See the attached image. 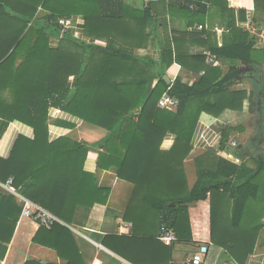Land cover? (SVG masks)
Wrapping results in <instances>:
<instances>
[{"label": "trees", "instance_id": "1", "mask_svg": "<svg viewBox=\"0 0 264 264\" xmlns=\"http://www.w3.org/2000/svg\"><path fill=\"white\" fill-rule=\"evenodd\" d=\"M190 1L196 9L191 10L186 1L179 2L186 29L173 31L174 37L166 34L162 62L167 66L179 62L191 69L186 59H192L201 64L199 70L207 71L192 85L180 79L170 84L160 74L153 85L156 77H149V69L139 64L133 51L147 45L148 23L159 14L158 7L168 6L165 0L144 1L142 8L121 2L120 14L105 12L101 0H0V118L22 122L35 134L33 139L19 134L10 156L0 157V182L13 178L25 197L71 224L78 206H105L111 194L110 188L97 185L95 173L85 169L89 152L95 148L100 152L99 169L116 168L120 179L135 186L124 217L133 224L134 238L153 243L166 226L175 229L178 240L196 242L188 236L192 231L190 209L210 199L211 243L224 248L237 264H246L264 228V159L257 158L253 167L242 162L246 150L227 147L231 129L224 131L219 149L209 148L193 161L189 159L200 116L241 110L246 93H228L237 77L234 69L217 82L210 76L207 56L182 51L180 44L199 43L215 59L253 65L257 64L255 38L238 30L236 10L229 0ZM213 7L232 37L222 47L213 42L214 34L205 25ZM79 16L85 18L86 38L104 40L106 47L80 40L73 28L69 31L59 23L62 18L75 22ZM200 24L205 30L197 32L195 27ZM204 34L207 37L203 39ZM54 38L60 39L57 45L51 44ZM165 94L178 98L179 106L162 108ZM50 108L104 130L105 136L93 144L72 134L50 141L51 124L73 128L63 121L51 123ZM168 134L176 139L166 151L161 146ZM189 163L195 174L192 186ZM19 210L21 213L22 207ZM15 225L16 221L8 241ZM114 239L133 247L138 244L131 238ZM34 242L56 250L66 264L85 263L75 234L59 222L41 224ZM104 243L141 264L110 245L108 237ZM172 246H168L169 262ZM5 254L6 249L0 257ZM26 264L42 263L29 259Z\"/></svg>", "mask_w": 264, "mask_h": 264}, {"label": "crops", "instance_id": "2", "mask_svg": "<svg viewBox=\"0 0 264 264\" xmlns=\"http://www.w3.org/2000/svg\"><path fill=\"white\" fill-rule=\"evenodd\" d=\"M121 2L139 8L144 5L143 0H101L104 11L110 14L121 13ZM165 2L166 5L171 6V9H168V6L165 9H162V7L159 9L158 7L159 14L148 23L147 33H149L150 38L147 45L134 50L133 55L139 59L140 65L149 69V77H156L153 85H156L159 74L163 75L170 84H173L176 79H180L183 83L192 85L207 71L206 69H198L200 63L198 64L192 59H186L187 65L191 67L189 69L179 62H174L171 66H167L162 62V53L166 46V34L169 33L171 37H174L173 31H181L187 24L179 10L180 0H165ZM182 2L184 3L185 0H182ZM229 5L236 10L235 20L238 30L255 38L254 50L256 51L257 64L247 65L240 60L234 62L227 58L218 57L211 63L208 55H206V52L211 53V51L205 45L188 42L184 45L180 44L182 51L193 55L202 53L207 56L206 65H209L212 69L210 76L212 78L216 77L217 82L222 81L234 69L237 72V77L234 84L230 86L228 93L234 91H245L246 93L241 110L227 109L218 116L209 113H203L200 116L192 137L193 151L189 159L193 161L197 155L209 148L219 149L224 131L231 129L227 138V147L237 151L245 149L247 154L242 162H247L249 166L253 167L257 158L264 159V0H229ZM214 12L217 13L216 7L211 10L205 25L207 31L214 34L213 42L218 47H222L224 42L232 40V37L230 30L223 25L222 18L217 15L216 17ZM166 26L168 32H166ZM216 27L219 28V31L216 30ZM84 28V16L77 17L73 26V32L77 38L86 40L94 46H107V42L104 40L86 38ZM195 30H197L196 27ZM206 37V34L205 37L202 35L203 39ZM59 40V38H54L51 44L57 45ZM49 116L51 123L63 121L73 124V128L51 124L49 127L50 141L72 134L80 141L93 144L105 136L104 130L85 123L82 119L59 109L50 108ZM19 134L30 139L35 136L32 127L19 121L11 123L0 118V157L8 158L10 156ZM175 139L174 134H168L161 148L166 151L170 150ZM233 142L237 143L236 147L232 146ZM99 153L98 149L93 148L90 150L85 169L96 174L99 187L111 189L108 203L105 206L96 204L92 208L78 206L71 224L57 217L59 219L57 222L67 226L75 234L84 264H135L107 247L104 243L107 237L110 245L124 252L127 256L136 258L141 264H149L148 262H151V264H192L190 261L192 256L198 253L203 246H206L208 251L202 264H237L230 258L224 248L214 245L210 241V199L191 206L192 231L188 236H193L196 242L183 240L175 242L172 246L171 262L168 260V246L166 247L159 238L160 230L158 231V238L153 242L157 246L152 242L147 243L144 238H134L136 236L133 235V224L126 222L124 217L130 206L135 186L120 179L116 168L99 169ZM222 154L228 156L225 152H222ZM189 168V173L192 174L190 176L192 186L195 181V174L191 164ZM1 183L6 182H0V254L4 249H6V254L3 258L0 257V264H26L29 259L42 264H66L65 260L59 257L56 250L34 242V237L41 228V224L30 218L21 217L19 208L22 207L23 209V202L17 195L1 186ZM19 192L25 197L21 190ZM228 217H232V209H230ZM15 221L16 225L12 238L8 241L12 223ZM261 221L264 223V214L261 216ZM139 230L143 232L145 229L140 226ZM173 230L175 231V229ZM263 234L264 228L260 231L255 251L249 255L246 264H264ZM114 237L131 238L133 244H138L135 245L136 247L122 244ZM138 240L142 242L139 243ZM145 258L154 261L145 260Z\"/></svg>", "mask_w": 264, "mask_h": 264}, {"label": "built area", "instance_id": "3", "mask_svg": "<svg viewBox=\"0 0 264 264\" xmlns=\"http://www.w3.org/2000/svg\"><path fill=\"white\" fill-rule=\"evenodd\" d=\"M144 1L158 2L160 0H144ZM185 1L187 3V6L191 10L196 9V4L194 2L190 0H185ZM59 23L63 26L64 29H68V30L73 28L74 26V21L71 18H62L59 20ZM197 30L204 31L205 26L203 24H200L197 26ZM216 30L219 31V28L216 27ZM203 36L205 37V34ZM206 55H208L209 61L211 63L215 61V58L209 52H206ZM179 104H180L179 99L169 94H165L160 101V106L166 109L176 108L179 106ZM232 146L236 147L237 143L233 142ZM1 186L5 187L9 192L17 195L23 202V209L21 212L22 218H30L36 222H39V224L46 226H52L55 222L59 221V219L55 215H53L46 209L42 208L41 206H39L37 203L23 197L20 194L18 188L14 185L13 178L8 179L6 183H1ZM159 238L167 246H172L175 242L178 241L176 232L172 228H168L166 226L161 227ZM207 251L208 248L206 246L201 247L199 252L192 256L190 260L191 263L202 264Z\"/></svg>", "mask_w": 264, "mask_h": 264}, {"label": "rangeland", "instance_id": "4", "mask_svg": "<svg viewBox=\"0 0 264 264\" xmlns=\"http://www.w3.org/2000/svg\"><path fill=\"white\" fill-rule=\"evenodd\" d=\"M264 235V234H263ZM264 237V236H263ZM264 239V238H263ZM263 239H262V241H263ZM264 244V243H263Z\"/></svg>", "mask_w": 264, "mask_h": 264}, {"label": "water", "instance_id": "5", "mask_svg": "<svg viewBox=\"0 0 264 264\" xmlns=\"http://www.w3.org/2000/svg\"><path fill=\"white\" fill-rule=\"evenodd\" d=\"M69 31H70V29H69Z\"/></svg>", "mask_w": 264, "mask_h": 264}]
</instances>
